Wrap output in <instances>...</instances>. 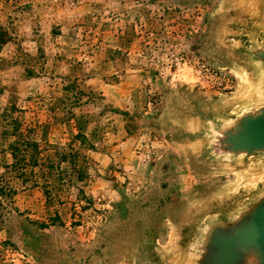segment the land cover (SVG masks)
<instances>
[{
	"label": "rangeland",
	"instance_id": "obj_1",
	"mask_svg": "<svg viewBox=\"0 0 264 264\" xmlns=\"http://www.w3.org/2000/svg\"><path fill=\"white\" fill-rule=\"evenodd\" d=\"M0 27V116L67 148L49 109L77 82L88 138L86 181L48 197L7 168L0 121V264H219L236 237L233 264H264V146L241 143L264 108V0H4Z\"/></svg>",
	"mask_w": 264,
	"mask_h": 264
},
{
	"label": "trees",
	"instance_id": "obj_2",
	"mask_svg": "<svg viewBox=\"0 0 264 264\" xmlns=\"http://www.w3.org/2000/svg\"><path fill=\"white\" fill-rule=\"evenodd\" d=\"M6 43V34L0 27V46ZM84 96L86 92L79 87L77 82L69 83L63 87V96L56 99L49 109L52 113L57 110H66L65 114L68 118L65 124L74 123L77 129L78 133L73 135L72 144L67 148L53 145L48 147L49 149L43 148L37 138L41 134L39 132H42L41 136L47 134L44 127L26 125L23 119L16 115L19 111L15 107L6 110L0 116V121L5 125L4 132L15 138L10 144L14 163L7 168L14 169L23 183H30L32 188L42 189L48 197L53 192L50 190L51 187L76 186L84 183L88 177L87 156L82 153V148L88 145V138L83 131L82 123L74 112L83 104ZM76 144L79 145L78 148ZM69 169H71L70 173ZM9 194L10 191L0 180V218L4 209V201L9 198Z\"/></svg>",
	"mask_w": 264,
	"mask_h": 264
},
{
	"label": "water",
	"instance_id": "obj_3",
	"mask_svg": "<svg viewBox=\"0 0 264 264\" xmlns=\"http://www.w3.org/2000/svg\"><path fill=\"white\" fill-rule=\"evenodd\" d=\"M262 123L260 122L259 126L253 127L252 131L249 135L241 140V143L247 147H257L261 148L264 146V130H262ZM254 239L264 241V217L262 218V224L260 225V229L256 231V235ZM249 238H240L236 237L231 240H226L224 242L225 251L222 253V258L219 259V264H233L234 262V254L236 252V248L238 246H245L249 243Z\"/></svg>",
	"mask_w": 264,
	"mask_h": 264
},
{
	"label": "bare ground",
	"instance_id": "obj_4",
	"mask_svg": "<svg viewBox=\"0 0 264 264\" xmlns=\"http://www.w3.org/2000/svg\"><path fill=\"white\" fill-rule=\"evenodd\" d=\"M262 123V130H264V108L260 109L255 116Z\"/></svg>",
	"mask_w": 264,
	"mask_h": 264
},
{
	"label": "crops",
	"instance_id": "obj_5",
	"mask_svg": "<svg viewBox=\"0 0 264 264\" xmlns=\"http://www.w3.org/2000/svg\"><path fill=\"white\" fill-rule=\"evenodd\" d=\"M3 2L4 0H0V13L2 12V9H3Z\"/></svg>",
	"mask_w": 264,
	"mask_h": 264
}]
</instances>
